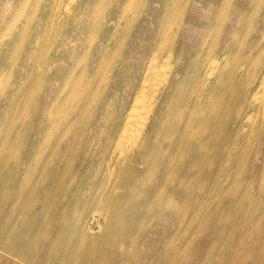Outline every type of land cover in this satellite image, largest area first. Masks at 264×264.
I'll use <instances>...</instances> for the list:
<instances>
[{
    "label": "rangeland",
    "instance_id": "1",
    "mask_svg": "<svg viewBox=\"0 0 264 264\" xmlns=\"http://www.w3.org/2000/svg\"><path fill=\"white\" fill-rule=\"evenodd\" d=\"M84 1L53 22L55 0H0V69L12 85L0 91V264H264L263 104L253 100L264 77V0H185L177 31L178 0H106L107 12L100 0L86 27L77 24ZM160 44V57L174 46L181 86L162 99L148 148L110 170ZM83 46L88 87L56 101L67 111L41 146L47 104ZM48 47L46 65L38 55Z\"/></svg>",
    "mask_w": 264,
    "mask_h": 264
},
{
    "label": "bare ground",
    "instance_id": "2",
    "mask_svg": "<svg viewBox=\"0 0 264 264\" xmlns=\"http://www.w3.org/2000/svg\"><path fill=\"white\" fill-rule=\"evenodd\" d=\"M68 1V0H67ZM82 1V0H81ZM96 2H98V0H85V13H83L77 20V24L81 25V26H89L91 25L92 22H96V20L98 19V8L99 6L101 7V2L99 0L97 7H95V11L92 13L91 12V8L93 6V4ZM185 0H178V12L181 13V15L177 16V20L175 23V30L177 31L178 29H180L184 18H185V13H186V7L187 4L184 2ZM55 4L58 5L57 6V13L53 14V18L51 15V21L53 20V22H55V19L57 21L60 22H64L63 20L69 19L72 17V15L74 14V11H72L71 6L72 4L75 2V0H70L69 2H67L64 5V13L65 14H61L62 11V0H55ZM111 2V0H110ZM229 2V1H228ZM104 3V9L107 12V9L109 7L110 4H108V2L106 0H103ZM163 3V2H162ZM162 8L164 9H168V5L166 1H164V3L162 4ZM93 7V9H94ZM229 7V6H228ZM227 7V8H228ZM227 8H223V11L221 12V15L223 14V12H225L227 10ZM54 10V9H53ZM75 10V9H74ZM106 12L101 15V22L102 24L104 23L105 20V16H106ZM138 12V11H137ZM53 13V12H52ZM135 13V12H134ZM119 14H121V17L124 16L123 12H119ZM137 14V13H135ZM227 15V13H226ZM118 16V12L114 15V19ZM134 16V15H133ZM132 16V18H133ZM226 17V16H225ZM224 18V17H223ZM119 19V18H118ZM225 19V18H224ZM216 20V19H215ZM223 20V19H222ZM69 21V20H68ZM223 22V21H222ZM66 23V22H65ZM130 25V29L132 26V20H130L129 22ZM55 25V24H54ZM116 25V24H115ZM103 25H99L98 27L101 28ZM56 26H54L55 28ZM64 27V26H63ZM67 29V28H66ZM130 29L126 32V34L129 33ZM125 34V35H126ZM15 43V40H14ZM51 43V41H50ZM47 45H49V41L47 42ZM46 45V47H47ZM161 45H159V50L158 52H156L150 59L147 68L145 70V74H144V78H143V82L141 85V88L139 90V93L136 95L132 106L130 108V110L128 111L127 117H126V121L124 124L123 129L121 130V132L119 133L117 139L115 140V146H114V151L112 154V157L109 161V169L112 170L111 165L113 164V162L116 160V163H121L123 166H125L126 164L132 162V159L134 158V155L136 154L137 151L139 152H144L146 148H148L149 145V139H150V132L153 126V122L155 120V117L158 113V110L160 108L162 99H164L165 94L167 93L168 90L172 89L173 86L175 85V88L177 89V92L179 90V86H181L180 84V80L182 76V70L183 67L181 66V64L179 63V58L175 55V51H174V46H171V48L169 47L168 49H166V51L168 52L167 54H165L163 57H160L158 55V53L160 52L161 49ZM42 46V45H41ZM45 47V46H44ZM51 47H48L46 51L42 52V48H41V52L39 53L38 57L40 56L42 58L43 63H45L46 65L50 63L51 61ZM83 51H87V52H83ZM88 51H90V49H86V46L82 47V50L75 54L73 59H72V66L69 69V72L67 73V75L64 76V82L60 84L59 89H58V93L55 96L54 101H50L47 104L48 107V111L47 114L45 115V117L42 118L41 121H46L47 125L49 126L48 128L50 129H45L44 131L40 130V134H44V142L41 143L45 144V142H48L50 139H52L54 137V132H55V125L53 124V121H55L56 118L55 115L58 111H63L66 112L67 109L63 107V104L65 105L66 103H64V100H62L61 102V108L60 106H58V104L56 103L57 100H59L60 98L62 99H68L69 98H73V96H70V91H72L74 88H79V89H87L88 84L84 87V83L82 84L83 81H81L83 78V74L86 70V66H87V61L86 58H88V56L85 53H88ZM239 51V50H238ZM45 52V53H44ZM261 52V51H260ZM233 53V52H232ZM235 53V52H234ZM43 54V55H42ZM260 54V53H259ZM118 55V54H117ZM198 55V54H197ZM220 57V56H219ZM243 57V56H242ZM210 58V57H209ZM238 58V56H237ZM236 58V60H238ZM219 60V59H218ZM226 60V59H225ZM38 61V60H37ZM40 61V60H39ZM245 61V60H244ZM233 62V61H232ZM57 63V62H56ZM227 64V62H226ZM238 65V64H237ZM219 66V65H218ZM230 66V64H229ZM228 66V68H229ZM37 67V66H36ZM45 67V65H44ZM43 65L38 63V69L40 72H43L44 69ZM220 67V66H219ZM234 67V66H233ZM248 67V66H247ZM211 68V67H210ZM240 68V67H239ZM33 70V69H32ZM244 70V69H243ZM248 70V69H247ZM38 71V72H39ZM226 71V69H225ZM35 72V71H34ZM232 72V71H231ZM240 72V71H239ZM245 72V71H244ZM222 73V72H221ZM227 73V72H226ZM213 74V73H212ZM232 74V73H231ZM215 75V74H214ZM246 75V74H245ZM8 74L6 71V66L2 67L0 69V91L2 89H4L3 91V96H5L9 90V88L12 85L6 86L5 85V81L7 78ZM36 76V75H35ZM237 76V75H236ZM28 78V77H27ZM30 78V77H29ZM38 78V77H37ZM59 78L58 76V72L56 74L53 75V80H57ZM224 78V77H223ZM39 80V79H38ZM244 80V78L242 79ZM235 81V80H234ZM261 84L259 86V90L255 93V95L253 96V100L256 104H263V108L261 110V127L264 126V77L261 80ZM184 82V80H183ZM223 82V81H222ZM243 82V81H242ZM30 83V82H29ZM228 83V82H227ZM31 84V83H30ZM82 84V85H81ZM200 84V83H199ZM203 85V84H202ZM227 85V84H226ZM23 86V85H22ZM30 86V85H29ZM43 86V84L41 85V87ZM206 86V85H205ZM84 87V88H83ZM236 87V86H235ZM225 88V87H224ZM29 89V88H28ZM23 90V89H22ZM25 90V89H24ZM136 90V89H135ZM176 91V90H175ZM234 91V90H233ZM26 92V91H25ZM180 92V91H179ZM30 93V92H29ZM69 94V95H68ZM201 94V93H200ZM25 95V94H24ZM30 95L27 94V96H25L24 101L25 103L27 102V99L29 98ZM205 96V95H204ZM24 97V96H23ZM176 97H177V93H176ZM211 98V97H210ZM7 99V97L5 98V100ZM23 100V99H20ZM2 101V98H0V103ZM209 101V100H208ZM205 103V102H204ZM20 104V103H19ZM22 104V103H21ZM131 104V103H130ZM201 104V103H200ZM25 105V104H24ZM20 106V105H19ZM197 106V105H196ZM252 106V105H251ZM262 106V105H261ZM246 107V106H245ZM250 107V106H249ZM170 107L167 105L166 109L161 113L160 117L158 118L159 121V126L161 127V124L164 123V119L166 116V111H168ZM199 108V107H198ZM202 108V107H201ZM200 108V109H201ZM204 108V107H203ZM207 108V107H206ZM15 109V108H14ZM19 109V108H17ZM23 109V108H22ZM175 109V108H174ZM198 110V109H197ZM251 110V109H250ZM14 111V110H13ZM19 111V110H18ZM195 112V111H194ZM249 112V111H248ZM201 113V112H200ZM203 113V112H202ZM201 113V114H202ZM205 113V111H204ZM243 113V112H242ZM17 114V113H16ZM191 114V113H190ZM195 114V113H194ZM15 115V112H14ZM125 115V114H124ZM253 115V114H252ZM251 116L248 117L247 121L251 122ZM124 117V116H123ZM241 117V116H240ZM22 118V117H20ZM24 118V117H23ZM41 118V117H38ZM163 118V120H162ZM216 118V117H215ZM15 119V118H14ZM13 119V120H14ZM260 119V118H259ZM162 120V121H161ZM257 121V120H256ZM190 122V121H189ZM172 123V122H171ZM257 124V123H256ZM8 125V124H7ZM165 125V123H164ZM189 125L190 124H186ZM160 127H158V125L155 126L156 130L159 129ZM188 127V126H186ZM258 127V129L256 130L257 132H259L260 128ZM47 128V127H46ZM59 128V127H58ZM187 129V128H186ZM42 131V132H41ZM187 131V130H186ZM249 131V130H248ZM187 133V132H186ZM253 133V131H252ZM46 134V135H45ZM165 134V133H164ZM181 135V134H180ZM183 135V134H182ZM165 136V135H164ZM163 136V137H164ZM46 137V140H45ZM162 137V136H161ZM162 137V138H163ZM182 139V138H181ZM185 139V138H184ZM238 140V139H237ZM183 141V139L181 140ZM160 142V141H159ZM161 145V144H160ZM130 167V166H129ZM122 170V169H121ZM112 179V178H111Z\"/></svg>",
    "mask_w": 264,
    "mask_h": 264
}]
</instances>
